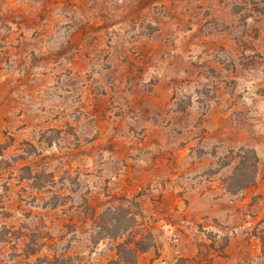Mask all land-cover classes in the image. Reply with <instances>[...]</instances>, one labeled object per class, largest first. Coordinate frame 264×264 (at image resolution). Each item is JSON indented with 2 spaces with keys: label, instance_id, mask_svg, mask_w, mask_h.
I'll list each match as a JSON object with an SVG mask.
<instances>
[{
  "label": "rangeland",
  "instance_id": "obj_1",
  "mask_svg": "<svg viewBox=\"0 0 264 264\" xmlns=\"http://www.w3.org/2000/svg\"><path fill=\"white\" fill-rule=\"evenodd\" d=\"M145 235L264 264V0H0V264Z\"/></svg>",
  "mask_w": 264,
  "mask_h": 264
},
{
  "label": "trees",
  "instance_id": "obj_2",
  "mask_svg": "<svg viewBox=\"0 0 264 264\" xmlns=\"http://www.w3.org/2000/svg\"><path fill=\"white\" fill-rule=\"evenodd\" d=\"M126 232L128 231L127 228L125 227L123 228L122 231H119L118 232L119 235H115L114 238H118V237L122 238V236H124ZM150 240H151L150 235H145L136 242H134L133 239L131 238L123 241L117 247V251H116L117 264H136L138 254L146 252L148 249H150L153 246ZM145 241H148V243L145 244Z\"/></svg>",
  "mask_w": 264,
  "mask_h": 264
}]
</instances>
